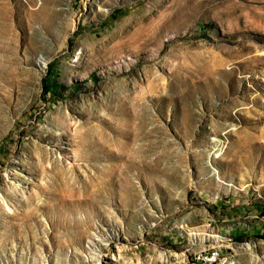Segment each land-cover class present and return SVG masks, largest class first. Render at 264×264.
Segmentation results:
<instances>
[{
    "label": "rangeland",
    "instance_id": "obj_1",
    "mask_svg": "<svg viewBox=\"0 0 264 264\" xmlns=\"http://www.w3.org/2000/svg\"><path fill=\"white\" fill-rule=\"evenodd\" d=\"M213 248L264 264V0H0V264Z\"/></svg>",
    "mask_w": 264,
    "mask_h": 264
},
{
    "label": "built area",
    "instance_id": "obj_2",
    "mask_svg": "<svg viewBox=\"0 0 264 264\" xmlns=\"http://www.w3.org/2000/svg\"><path fill=\"white\" fill-rule=\"evenodd\" d=\"M219 256V250L213 248L208 251H199L194 253L193 260L196 264H216Z\"/></svg>",
    "mask_w": 264,
    "mask_h": 264
},
{
    "label": "bare ground",
    "instance_id": "obj_3",
    "mask_svg": "<svg viewBox=\"0 0 264 264\" xmlns=\"http://www.w3.org/2000/svg\"><path fill=\"white\" fill-rule=\"evenodd\" d=\"M217 172V171H216ZM218 179V175L215 176ZM196 233V232H195Z\"/></svg>",
    "mask_w": 264,
    "mask_h": 264
}]
</instances>
